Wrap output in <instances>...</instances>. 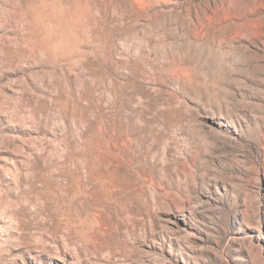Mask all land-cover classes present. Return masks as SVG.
<instances>
[{"label": "rangeland", "instance_id": "1", "mask_svg": "<svg viewBox=\"0 0 264 264\" xmlns=\"http://www.w3.org/2000/svg\"><path fill=\"white\" fill-rule=\"evenodd\" d=\"M0 264H264V0H0Z\"/></svg>", "mask_w": 264, "mask_h": 264}, {"label": "bare ground", "instance_id": "2", "mask_svg": "<svg viewBox=\"0 0 264 264\" xmlns=\"http://www.w3.org/2000/svg\"><path fill=\"white\" fill-rule=\"evenodd\" d=\"M22 14H23V12H18V14H16L15 16H14V18H10V19H8V21L10 22V25L11 26H17L18 27V30H19V32H21L20 34H19V36H20V39H21V41H22V39H23V37H24V33L21 31V30H23V29H21L22 27H24V24H23V22H21V20L23 19L22 18ZM15 20H16V22H15ZM17 24V25H16ZM8 23H6V22H4L3 23V28H6L7 26H10ZM21 29V30H20ZM18 32V33H19ZM23 44V43H22ZM19 51H23L24 50V47H22L21 45L19 46V49H18ZM21 55H23V54H21ZM19 57V56H18Z\"/></svg>", "mask_w": 264, "mask_h": 264}]
</instances>
